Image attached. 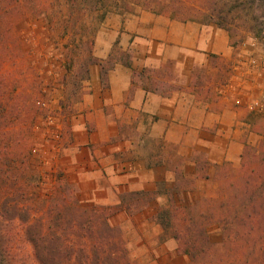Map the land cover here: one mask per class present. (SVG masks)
Listing matches in <instances>:
<instances>
[{
    "label": "rangeland",
    "instance_id": "374dc122",
    "mask_svg": "<svg viewBox=\"0 0 264 264\" xmlns=\"http://www.w3.org/2000/svg\"><path fill=\"white\" fill-rule=\"evenodd\" d=\"M180 1L183 6L177 0H0V44L6 47L0 100L15 116L8 133L26 137L38 196L63 184L81 201L109 207V224L120 229L128 256L140 264L187 263L173 239L160 241L153 215L167 199L201 209V200L219 196L222 187L229 193L223 177L236 180L244 144L258 147L264 138V0ZM108 47L106 58L96 57ZM118 64L131 73L120 108H104L117 127L114 136L85 98L108 95V72ZM92 67L99 69L100 90L90 82ZM140 86L162 98L190 97L195 122L196 109H203L226 113L225 123L217 119L201 129L168 124L172 139L164 143L150 131L162 116L142 118L129 107ZM183 114L176 111V123ZM229 139L242 146L237 159L208 161V145L216 150ZM141 190L160 194L119 208L120 194ZM208 232L221 252V231L211 225ZM19 245L20 256L30 252L27 242Z\"/></svg>",
    "mask_w": 264,
    "mask_h": 264
},
{
    "label": "trees",
    "instance_id": "16d2710c",
    "mask_svg": "<svg viewBox=\"0 0 264 264\" xmlns=\"http://www.w3.org/2000/svg\"><path fill=\"white\" fill-rule=\"evenodd\" d=\"M148 11L162 15L161 10ZM215 24L225 29L220 22ZM5 55L6 47L0 44V60ZM2 89L0 82V93ZM6 105L0 100V264H140L128 256L120 229L109 224L113 213L106 214L109 207L83 202L63 184L54 186L46 198L38 196L39 182L29 172L26 137L22 131L6 130L15 120L11 105L10 111ZM203 178H209L206 168ZM225 185L230 192L223 194L222 187L219 196L201 200V209L167 199L153 215L162 229L160 241L173 239L176 252L187 257L186 264H264V138L258 147L244 144L237 179L223 177ZM159 194L122 193L119 208L127 211L130 201L149 202ZM10 209L16 213L11 217ZM211 225L221 231V252L209 239ZM21 239L30 247L22 256Z\"/></svg>",
    "mask_w": 264,
    "mask_h": 264
},
{
    "label": "crops",
    "instance_id": "0c3cea01",
    "mask_svg": "<svg viewBox=\"0 0 264 264\" xmlns=\"http://www.w3.org/2000/svg\"><path fill=\"white\" fill-rule=\"evenodd\" d=\"M97 49V43L95 46ZM110 48H106L99 53L97 51L95 53L96 57L99 59H104L108 56ZM130 69L118 64L113 69L108 72L109 79V89L108 95L104 97H99V95H93L86 97L85 103H88L89 107L92 111L95 112L99 119L104 120V124L110 126L112 129L114 136L118 134L117 127L110 121L109 117L104 113V108L106 104L112 105L116 110H118L121 106V103L124 99V93L130 86ZM90 82L96 86L99 90L101 89L99 84V69L96 67H92L90 70ZM98 99V100H97ZM190 97H186L181 93H175L172 97L162 98L155 93L146 92L144 86H140V89H136L134 98L129 103V107L136 112V114H142V118H149L151 115H160L162 118H157L155 121L151 123L150 131L156 133L158 131L159 137H162V141L167 143L172 139L170 135V130L166 129L168 124L170 126H179L184 128L186 126H190L191 129H201V128H210L217 119H219L220 125L225 123L223 121V116L226 113H222L221 115H212L210 113H205L203 109H196L200 112V118L198 121L192 120V115L195 111V107L191 106L192 104L189 102ZM186 101V102H184ZM162 107H167L168 109H164ZM170 107V108H169ZM180 108L184 111V118L179 122H175L178 118L176 116V111ZM167 112V116L164 113ZM177 117V118H176ZM141 118V119H142ZM138 131H144V128L139 126ZM148 129V130H149ZM148 132V131H147ZM148 137L152 136L149 132L146 133ZM156 135V134H155ZM179 136V139L180 140ZM215 144H210L206 148V158L208 161H212L215 163H220L221 161H235L239 156L242 146L237 141H233L231 139L226 140L222 147H218L216 150L214 148ZM163 167V166H162ZM161 167V168H162ZM164 168V167H163Z\"/></svg>",
    "mask_w": 264,
    "mask_h": 264
}]
</instances>
